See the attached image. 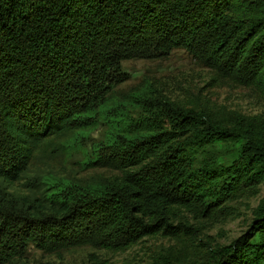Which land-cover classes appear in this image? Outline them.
Returning a JSON list of instances; mask_svg holds the SVG:
<instances>
[{
	"label": "trees",
	"instance_id": "obj_1",
	"mask_svg": "<svg viewBox=\"0 0 264 264\" xmlns=\"http://www.w3.org/2000/svg\"><path fill=\"white\" fill-rule=\"evenodd\" d=\"M183 50L264 96V0H0V264L30 248L121 250L176 236L178 207L204 216L264 185V116L179 106L148 91L116 96L122 63ZM101 138L84 148L93 131ZM84 148L88 179L35 175L44 141ZM264 264V197L248 229L201 260Z\"/></svg>",
	"mask_w": 264,
	"mask_h": 264
},
{
	"label": "rangeland",
	"instance_id": "obj_2",
	"mask_svg": "<svg viewBox=\"0 0 264 264\" xmlns=\"http://www.w3.org/2000/svg\"><path fill=\"white\" fill-rule=\"evenodd\" d=\"M127 80L116 88V96L126 99L129 94L148 91L153 97H161L179 106L193 109L239 112L246 116H264V96L252 86H239L228 78L217 75L202 66L183 50H174L162 59L128 60L122 63ZM102 130L93 131L84 142L89 150L95 140L101 138ZM59 138L44 141L38 146V154L32 160L24 181L15 184L17 192L27 193L23 184L35 175L50 173L57 178L88 179L100 174L119 176L117 171H82L79 163L85 160V151H66L71 141ZM264 197V185L256 193L227 203L221 213L200 214L192 207L172 208V223H187L188 229L178 231L176 236L162 234L143 237L125 249H94L79 247L68 251L45 253L30 248L24 258L12 264H151L153 258L164 254L177 260H201L208 250L225 246L240 237L248 229L252 211Z\"/></svg>",
	"mask_w": 264,
	"mask_h": 264
}]
</instances>
